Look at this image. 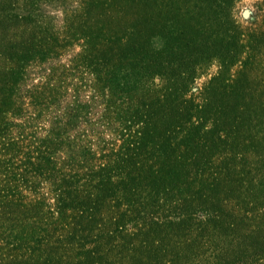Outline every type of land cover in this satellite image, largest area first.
<instances>
[{
  "label": "trees",
  "instance_id": "1",
  "mask_svg": "<svg viewBox=\"0 0 264 264\" xmlns=\"http://www.w3.org/2000/svg\"><path fill=\"white\" fill-rule=\"evenodd\" d=\"M64 2L0 0V264H264V83L240 88L260 36L218 26L236 0ZM164 27L234 39L217 108L184 99Z\"/></svg>",
  "mask_w": 264,
  "mask_h": 264
},
{
  "label": "rangeland",
  "instance_id": "2",
  "mask_svg": "<svg viewBox=\"0 0 264 264\" xmlns=\"http://www.w3.org/2000/svg\"><path fill=\"white\" fill-rule=\"evenodd\" d=\"M64 1V4L61 6L72 8L79 0ZM259 1L260 0H236L232 7H229L228 9L230 17H220L218 21L220 30H225L232 34L239 32L242 34V40L246 41V38L249 39V34L251 35L255 32H257V34L260 36L257 39V60L249 71L251 74H248V79L245 78L241 81L240 88L245 87V85L250 83V76L255 78L252 75L257 76L256 79L258 82L264 83V16L255 17L254 15L257 10L256 5L259 3ZM262 8L264 9V6ZM52 11L57 23H60V20L63 17L61 10ZM155 34L156 36L160 37V39H166V44L168 41L167 45L170 47V60L169 58H167V60L174 68L173 73H175V79L180 80L182 77H185L190 83L189 91L184 96V99H189L193 103L201 105L204 104L205 99L207 98L206 102L209 104L208 108H217V106L222 102V96L219 92V86L221 84L220 82H226V80L230 77V74H234L236 70L242 67L240 62L234 61L231 57L234 44L230 41H233L234 39H231L230 41L217 42L213 38L211 39V36H200L199 39L195 40L193 45L189 48L187 46L188 42L190 41L188 36H185V40L180 41V39L172 37L170 33L165 31V27L162 30H155ZM241 34L238 35V37H241ZM160 43L161 42H159V44ZM217 57H220V59ZM239 59L243 60L242 57H239ZM221 61L224 63V68L223 65L221 66ZM190 67L196 69V73L194 72V74H188V70H191ZM247 67L248 65L246 66V69ZM226 77L227 79H225ZM214 78H216V81L213 80ZM247 81L249 83H247ZM180 83L181 82L179 81L176 84L179 85ZM191 121H193V119ZM210 123V119H207L201 124V127L203 129H206V127L210 128ZM205 137L208 141V144L204 143L203 146L197 150L198 159L200 161L208 162V159L211 161L212 158L218 157L220 160L221 158L219 157H221L226 150L225 144H230L229 140L226 139L224 141L225 144L219 143L215 135L212 133H207ZM228 165V160L224 158V162L221 166L226 168ZM261 169L263 171V167ZM247 171L248 169H246L245 175ZM253 176L254 175H251V177ZM220 177H223L227 180H233L236 178V175L233 176L231 171H227L223 172ZM221 182L224 183L222 180ZM223 186H225V189H227L226 185H221L218 186L214 192H212L215 198L220 197L223 191H225L224 188H222ZM261 189L264 192V183L263 188Z\"/></svg>",
  "mask_w": 264,
  "mask_h": 264
}]
</instances>
